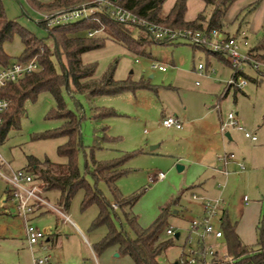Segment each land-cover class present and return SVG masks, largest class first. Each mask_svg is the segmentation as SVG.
<instances>
[{
    "label": "rangeland",
    "instance_id": "1",
    "mask_svg": "<svg viewBox=\"0 0 264 264\" xmlns=\"http://www.w3.org/2000/svg\"><path fill=\"white\" fill-rule=\"evenodd\" d=\"M3 4L10 20L18 21L38 36L45 35L37 25V13L31 12L24 0H3ZM133 36L138 38L139 32L134 31ZM257 41L254 40V43ZM22 49L19 36L5 44V50L13 57V63ZM144 50V55H137L110 39L102 48L85 53L82 60L85 64H96L97 78L115 67L114 78L117 81L146 82L153 89L91 99L83 95L71 98L64 92L63 98L71 111H78L80 106L84 147L80 155L82 169L84 154H91L105 129L106 134L115 140L94 149L95 158L108 161L123 154L131 155L124 165L128 173L118 181L117 187L124 197L141 194L133 212L139 217L142 227L150 226L158 217L161 207L178 199L169 208L167 217V229L173 228L175 235L169 236L166 232L162 235L163 240L174 239V245L167 250L162 261L174 264L188 241L192 242L193 248H197L198 237L191 233V222L202 214V199L214 200L220 193L217 185L223 184V179L209 168L219 165L215 156L233 153L236 160L241 162L255 157L263 167L253 174L249 187L245 185L244 177L238 181V177L243 176L246 170L230 175L234 182L227 196L238 206L241 199L251 198L255 193L253 183L264 178V76L252 65L241 63L238 81L245 80L247 84L240 90L232 87L226 95L235 68L213 54L181 40L167 45L152 43L146 45ZM54 62L57 65L55 59ZM199 65L204 66L203 74L198 72ZM158 66L166 67V71H160ZM212 70L214 73H211ZM55 107V100L49 92H42L36 101L27 102L20 128L10 130L5 141L0 144V154L11 168L26 169L29 157L41 162L67 163V159L58 154V148L65 143V138L34 139L36 135L56 130L62 125L60 120L47 118ZM95 108L112 110L117 115L96 122L92 118ZM231 112L247 132L256 136L258 142L252 143L235 128H227L232 136L231 141L219 132L221 123L227 122V115ZM170 115L183 120L181 130L168 129L162 125L164 117ZM214 136L223 140L224 147L213 149ZM153 146L158 148L152 151ZM243 163L246 165V161ZM179 165L184 167L182 172L177 170ZM6 169L0 164L3 174L7 173ZM233 169L235 167L232 165ZM159 173L164 174V178L153 180ZM6 188L7 183L0 176V264H32L22 219L10 216L2 209L1 196ZM99 188L112 200L105 183L101 182ZM83 196V191H79L68 209L58 204V191L46 192L43 198L81 229L88 244L70 223H63L65 218L61 214L52 209H36L28 216L31 225L58 235L53 255L60 256L56 259L61 264H96V261L98 264H133L128 256L116 258V251L112 248L101 255L96 254L94 247L103 240L108 228L105 225L93 227L99 209L97 205H92L83 210ZM36 248L34 250L39 249ZM216 250L222 255L225 247L221 245Z\"/></svg>",
    "mask_w": 264,
    "mask_h": 264
},
{
    "label": "trees",
    "instance_id": "2",
    "mask_svg": "<svg viewBox=\"0 0 264 264\" xmlns=\"http://www.w3.org/2000/svg\"><path fill=\"white\" fill-rule=\"evenodd\" d=\"M93 0H24L31 12L51 14L61 10L75 8ZM138 19L149 24H157L172 29H192L210 32H223L224 17L237 0H202L205 9L194 21H186L188 0H176L168 14L163 13V7L168 0H112ZM252 6L249 11H252ZM105 31L97 37L89 38L86 32L98 28V24L90 21L67 24L49 28L44 22L37 25L45 32L38 36L16 20H10L5 11L3 0H0V68L10 65L13 60L5 50V44L19 36L23 51L15 62H29L36 59L39 71L28 74L14 84L9 85L3 95L11 99L12 108L4 116L0 127V144L5 141L10 130L20 128L21 118L25 115L28 101H36L42 92H49L56 103L48 115V119L60 120L62 125L56 130L38 134L36 140L65 138L64 144L58 148V154L67 159L66 164L41 162L29 157L25 171L34 176L36 182L42 185L44 192L58 191V204L68 209L73 198L83 191V210L97 205L99 212L93 227L107 226L108 231L103 240L96 244L97 255L110 248H116L119 257L128 256L133 264H168L162 257L174 245V239L163 240L167 231L169 208L178 202L171 200L160 208L158 217L150 226L144 228L139 223V217L133 212V207L141 194L124 197L118 187V181L127 175L124 165L131 155L123 154L108 161L95 158L94 149L102 148L104 143L112 142L104 130L103 136L93 146L91 154H84V168L80 167V155L84 150L81 134L80 106L78 111L68 109L63 98L66 92L71 98L77 95L90 99L98 96H115L126 92H136L140 89L152 88L146 82L117 81L114 78V68L108 70L102 77H96V64H85L82 56L102 48L107 40L120 43L128 51L144 55L146 45L156 43L150 40L147 33L136 27H129L100 17ZM138 31L135 38L133 32ZM50 42V44L48 43ZM163 45L171 43H160ZM221 54V53H219ZM248 56L258 73L263 74L264 67V27L261 37L255 46L249 50ZM54 59L58 65L55 64ZM230 65V64H229ZM241 73L234 71L233 78ZM232 88V86H229ZM158 92L157 89H154ZM116 112L105 108L92 110V118L96 122L116 116ZM105 183L112 195L109 200L99 188ZM220 228L225 240V253L216 254L208 264H264V220L258 227L259 239L256 246L244 245L235 232V226L230 223L226 213L220 217ZM177 264V263H174Z\"/></svg>",
    "mask_w": 264,
    "mask_h": 264
},
{
    "label": "built area",
    "instance_id": "3",
    "mask_svg": "<svg viewBox=\"0 0 264 264\" xmlns=\"http://www.w3.org/2000/svg\"><path fill=\"white\" fill-rule=\"evenodd\" d=\"M105 16L109 20L123 24L129 27H136L143 30L148 36L157 43H172L174 41H185L195 46L207 48L214 53L224 54L235 70L239 71L241 63H248L250 57L248 54L240 52V42L237 37L224 36L218 30L210 32L192 30V29H172L163 27L157 24H149L138 19L131 12L125 10L112 0H93L83 3L75 8L57 11L51 14L38 13V22H44L49 28L63 26L67 24L78 23L81 21H90L98 24V28L89 29L86 36L89 38L100 36L105 31V26L101 22L100 17ZM244 34H242V37ZM247 45V42H244ZM156 68V67H155ZM40 66L36 59L29 62H14L6 67L0 68V127L4 123V116L12 108L13 102L11 99L3 95V91L11 84L16 83L28 74L39 71ZM159 70L165 71L164 66H158ZM199 72H203L204 66L199 65ZM239 77V76H238ZM237 78H232L228 86L241 89L246 86L245 80L238 81ZM162 125L168 129H181L182 122L176 117H165L162 120ZM235 128L244 133L245 137L257 141L256 136L247 132L239 125L237 116L234 113H229L227 122L220 126V132L225 133L227 128ZM225 159V157H224ZM1 166H6L9 173L3 174L0 171V176L7 182L9 189L5 200L10 199L16 204L17 210L25 223L27 240L31 251L35 247H40L42 242H45L49 232L39 230L28 220V216L36 209L48 208L61 214L65 219H68L62 211L50 205L42 194L41 185L35 181L34 176L24 169H13L6 163L0 154ZM243 168V166H241ZM164 174L159 173L153 180H162ZM247 200V198H245ZM204 215L201 219L191 222V233H195L198 237L197 248L192 247V242L188 241L185 245L184 253L178 260L177 264H208L211 258L218 254L212 247L206 245V239L214 236L217 239L223 237V232L215 228L213 221L218 218V201L205 200L203 202ZM167 235L174 236L175 231L169 228L166 231ZM188 246V249H187ZM45 250V246H41ZM187 249V250H186ZM33 252V251H32ZM49 256L35 257L34 264H48Z\"/></svg>",
    "mask_w": 264,
    "mask_h": 264
},
{
    "label": "crops",
    "instance_id": "4",
    "mask_svg": "<svg viewBox=\"0 0 264 264\" xmlns=\"http://www.w3.org/2000/svg\"><path fill=\"white\" fill-rule=\"evenodd\" d=\"M175 1L176 0H168L165 3L163 7L164 14L169 13ZM252 6H255V7L253 8L252 11H249V9ZM204 9H205V3L202 0H188L187 1V12L185 16L186 21H194L197 18L198 14L203 12ZM224 23H225V26L222 30L223 35L228 36V37H237L240 42V52L242 54H248L249 50L252 49L256 44L254 43V40L257 41L261 37V34H262V30L264 27V0H237L226 13L224 17ZM242 34H244L243 37H242ZM244 42H247V45ZM191 45L193 47H198V48L203 49L206 53L213 54L214 56L219 58L221 61L229 65V62L224 54L214 53L207 48L195 46L193 44ZM21 53L18 56H20ZM211 73H214V70H212ZM200 74H203V72H201ZM261 75L264 76V73ZM232 78H233V75H232ZM196 85L198 86L199 83L197 82ZM230 89L231 88L228 86L226 90V95L229 93ZM172 117L178 118L182 122V128H183V120L179 118L178 116H172ZM237 120L239 122V125L242 126L238 118ZM224 123L225 122H222L221 125ZM181 129H176V130H181ZM227 133L230 134L228 131H226L224 133L225 137H227L226 136ZM227 138L229 141L232 140L231 135ZM250 141L252 143H256L258 142V139L257 141H252V140ZM213 144H214L213 149H218V148L224 147L225 145L223 140H221V138H219L218 136L213 137ZM157 148L158 146H153L151 147V150L153 151ZM215 158L219 162V165L214 168L210 166L209 168L214 170L215 175L221 176V178L223 179V181L221 180L223 184L218 183L217 185L218 189L220 190V193L216 199L211 200L209 198H205V199H202V202H204L205 200L218 201L219 216L213 221L215 228L222 231V229L220 228V217L223 213H226L230 223L235 226V232L237 236L239 237V239L241 240V242L246 246H256L258 243V239H259L258 227L264 220V178H262L260 181L256 180L253 183V185H255V189H254L255 193L251 196V198H247V200H245L246 197L241 199V201H239V206L236 204V202L232 201L227 195L229 194V189L232 186V183L234 182V178L230 177L232 172L241 173L246 170V173L243 176L238 177L239 178L238 181L242 180L241 177H244L245 185L249 187L250 185H252L251 178L253 174L255 172H258V170L263 167L262 165H259L257 160L254 159L255 157L254 158L250 157L249 159L243 160V161H246L247 167L245 163H243V161L241 162L239 160H236V156L233 153H229V154L223 153L221 156L218 154L217 156H215ZM232 165L235 167V169L233 170H231ZM241 166H243V168H241ZM2 167H5V166L3 165ZM181 167L182 169L180 171L177 168L178 172H182L184 170V167L183 166ZM6 170H7V173L5 174H8L9 171L8 169ZM41 188H42V185H41ZM8 189H9V186L7 184V188L2 193V196H1L2 209L4 213L10 216H15V217L17 216L22 219L23 225H24L26 242H27L28 248L30 249L28 240H27L26 230H25V223H24L23 218L20 216L17 210L16 204L10 199L5 200V197L7 196V193H8ZM44 193L46 192H44L42 188V194L44 195ZM201 207H202V214L199 216V219H201L204 215L203 203ZM28 220L30 222V218H28ZM66 222L70 223L71 227L77 233L81 235V237L83 238L85 242H87L86 237L84 236V233L73 221H71L68 218V219L63 220V223H66ZM57 244H58V235L50 234L48 238L46 239V241L41 243V246H45V250H42L41 246L37 247L39 248V249L36 248L37 250H34L33 248L32 250L33 252L30 249L32 264H34V256L35 257L49 256L50 259H49L48 264H61V262L57 260L60 256L58 254L53 255L55 249L57 248ZM86 244H88V242ZM206 245L212 247L217 253H219L216 250V248H218L221 245L225 247L224 236L221 239H217L214 236H212L209 239H206ZM112 249L116 251V248H112ZM39 253L41 254L43 253V255ZM183 253H184V249L179 259L182 257ZM117 255L118 253L116 251V254H115L116 258L119 257V255L118 256ZM96 264H98L97 261H96Z\"/></svg>",
    "mask_w": 264,
    "mask_h": 264
},
{
    "label": "water",
    "instance_id": "5",
    "mask_svg": "<svg viewBox=\"0 0 264 264\" xmlns=\"http://www.w3.org/2000/svg\"><path fill=\"white\" fill-rule=\"evenodd\" d=\"M226 136H227V137H229V136H230V134H228V133H227V134H226ZM177 168H178V170H179V171L182 169V167H181V166H177ZM176 237H178V235H177ZM117 256H118V255H117Z\"/></svg>",
    "mask_w": 264,
    "mask_h": 264
}]
</instances>
